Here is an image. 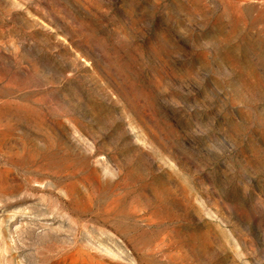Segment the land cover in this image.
Wrapping results in <instances>:
<instances>
[{
    "label": "rangeland",
    "instance_id": "1",
    "mask_svg": "<svg viewBox=\"0 0 264 264\" xmlns=\"http://www.w3.org/2000/svg\"><path fill=\"white\" fill-rule=\"evenodd\" d=\"M0 264H264V0H0Z\"/></svg>",
    "mask_w": 264,
    "mask_h": 264
}]
</instances>
